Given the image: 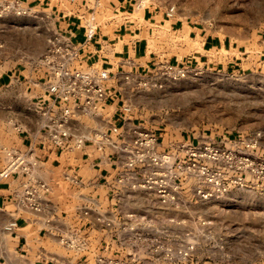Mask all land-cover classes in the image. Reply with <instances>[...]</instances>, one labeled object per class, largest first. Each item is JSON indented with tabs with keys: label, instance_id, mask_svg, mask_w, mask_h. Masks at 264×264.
Segmentation results:
<instances>
[{
	"label": "rangeland",
	"instance_id": "obj_1",
	"mask_svg": "<svg viewBox=\"0 0 264 264\" xmlns=\"http://www.w3.org/2000/svg\"><path fill=\"white\" fill-rule=\"evenodd\" d=\"M140 5L141 10H161L167 19L165 25H153L148 36L149 50L161 57L150 70L151 78L161 85L133 87L131 94L119 96L120 104L131 106L134 116L149 128L177 138L204 133L260 135L264 157V0H145ZM172 6L176 14L168 17L167 9ZM36 15L30 9L25 15L0 17V75L29 67L45 52L51 28ZM101 16L100 22L113 16L112 10H104ZM181 23L201 29L223 48L216 47L209 53L208 64L193 63L184 75L156 73L167 58L178 56L181 63L187 60L184 55L200 49V42L193 43L188 32L179 30ZM25 96L9 88L0 90V153L19 138L10 121L27 122L35 115ZM115 110L116 106L107 107L98 118L85 117L84 126L89 128L84 131L107 128ZM62 162L77 165L82 160L63 158ZM153 199H145L147 209L134 207V202L128 206L151 220L146 232L127 236L141 254L135 264H264V191L234 189L220 198L180 208L163 204L167 207L164 216L155 211L162 203ZM214 201L220 209L211 210ZM141 234L147 240L141 241ZM37 240V230L32 229L28 242L34 251ZM47 244L54 254L66 255L58 261L63 264L66 250L59 242ZM5 245L14 252L19 249L18 239L0 227V254L7 252ZM30 254L34 261V252Z\"/></svg>",
	"mask_w": 264,
	"mask_h": 264
},
{
	"label": "built area",
	"instance_id": "obj_2",
	"mask_svg": "<svg viewBox=\"0 0 264 264\" xmlns=\"http://www.w3.org/2000/svg\"><path fill=\"white\" fill-rule=\"evenodd\" d=\"M29 11L21 0H0V17ZM95 13L93 10L81 18L85 39L80 44L60 32L53 33L32 69L43 80L48 98L37 107L43 117V148L72 157L91 146L102 160L113 163L117 173L105 177L107 198L100 193L85 194L87 185L96 192L99 184L95 180L86 183L77 171L64 172L59 180L43 177L48 169L31 148L3 147L0 185L9 180L16 183L9 198L14 207L12 218L3 230L11 236L17 233L24 211L43 217L42 224L52 228L55 211L61 206L58 189L66 184L79 202L74 224L57 232L59 243L69 253L63 264H135L141 254L127 236L146 232L151 222L148 215L128 208L135 199L156 198L180 208L220 198L234 189L264 191V157L260 135L204 133L177 138L146 126L126 103L121 105L118 122L89 135L80 132L76 122L98 118L111 103L120 101L109 70L82 61L80 46L89 45L99 27ZM166 14L173 17L176 7L168 8ZM193 63L192 59L176 65L164 62L156 73L184 75ZM151 76L150 72L142 73L137 80L131 76L126 80L134 88L159 87ZM10 123L17 132L23 128L18 121ZM140 240L147 238L141 234Z\"/></svg>",
	"mask_w": 264,
	"mask_h": 264
},
{
	"label": "crops",
	"instance_id": "obj_3",
	"mask_svg": "<svg viewBox=\"0 0 264 264\" xmlns=\"http://www.w3.org/2000/svg\"><path fill=\"white\" fill-rule=\"evenodd\" d=\"M21 1H23L25 6L38 14L36 17L40 20L46 19L49 22L51 28L49 36L55 32H60L68 36L77 45L85 39V29L83 23H81V18L84 15H89L94 10L99 27L93 41L84 48L80 46L82 61L84 65H92L109 70L112 76L111 85L116 94H131L129 89H133V86L126 78L131 76L137 80L136 77L139 74L141 75L143 72L149 73L160 62V55L149 50L148 36L153 33V25H165L167 19L165 14L156 8L144 7L141 10L140 3L143 2L142 0ZM106 9H111L113 16L110 18L105 17L100 22V16L104 14V10ZM134 15H138V21L131 19V16ZM175 24H171L172 29ZM179 30L188 32L193 43L200 42L201 46L199 50H192V53L183 56V58L192 59L198 65L200 63L208 64L210 61L209 53L216 47L221 46L223 48L220 41L204 35L203 31L195 26L188 25V28H186L181 23ZM167 60L171 63H180L178 56H172L167 58ZM32 64L29 67L25 66L24 69H15L12 74L4 73L0 75V90L9 88L13 92H20L26 95L25 98H28L31 108L35 112V115L27 122L17 120L23 128L20 132H17L19 138L14 145L33 150V154L41 159L48 169V172L43 177L49 180H59L64 172L77 171L86 183L95 180L99 184L96 192H94L93 187L87 185L83 190L85 194L100 193L107 198L108 189L105 186V177L115 176L117 173L113 163L111 164V162L102 160L99 153L91 148V146L85 151L78 153V155H81L80 157L77 155L67 157L64 154H60L58 150L48 151L43 148V117L37 107H41L43 103L46 104L48 98L43 80L32 69ZM120 103L121 99L108 106H116V110L109 117V124L120 120ZM75 124L83 134L89 135L92 132L86 133L84 131L83 128H89L84 126V118L82 119V123L76 122ZM63 158L67 161L71 159L79 160L81 158L82 163L77 165L70 163L63 164ZM3 164L4 158L0 153V170ZM87 171L90 172L88 173ZM93 172L95 173L93 174ZM15 186L16 183L12 180L0 185V227L2 228L12 218L11 215L14 207L10 204L9 198ZM57 196L58 203L61 206L55 211L56 220L52 224V228L42 224L41 220H44L43 217L41 218L29 211H24L21 215L22 217L19 219L20 228L17 233L12 235L18 239L19 249L12 254L8 252L0 254V264H57L59 259L66 258V255L59 256L51 252L47 243L54 242L58 244V229H68L69 225L74 224V218L77 213L75 206L79 200L73 195V191L66 184L61 185ZM107 200L109 201L110 198ZM60 219L63 222H60ZM32 229L37 230L38 236L37 242L39 246L35 251L28 242V233ZM21 244L22 246H20ZM33 252L34 261L31 260L30 254ZM67 254L69 256L68 252Z\"/></svg>",
	"mask_w": 264,
	"mask_h": 264
},
{
	"label": "bare ground",
	"instance_id": "obj_4",
	"mask_svg": "<svg viewBox=\"0 0 264 264\" xmlns=\"http://www.w3.org/2000/svg\"><path fill=\"white\" fill-rule=\"evenodd\" d=\"M141 6L142 5H140V8H141ZM186 28H188V27H186ZM143 197V198H142ZM142 197H138L137 199H135V201H134V207H137L138 209H147L148 207H146L145 205V203L147 202V200H145L144 199V196H142ZM158 206H156V208H155V211L156 212H158V213H160L162 216H164L163 214H164V209L165 208H167V207H165L163 204H157ZM213 206L211 207V210H217V209H220V204H218V202L217 201H214L213 202V204H212ZM200 210H208L207 208L206 209H204V208H201ZM5 247L7 248L6 249V251L8 252V253H10V254H12V253H14V251H12V250H10V249H8V247H7V245H5ZM15 256V255H14Z\"/></svg>",
	"mask_w": 264,
	"mask_h": 264
}]
</instances>
